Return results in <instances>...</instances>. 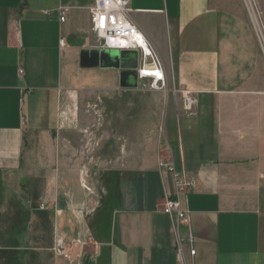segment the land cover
I'll return each instance as SVG.
<instances>
[{"label": "crops", "instance_id": "crops-1", "mask_svg": "<svg viewBox=\"0 0 264 264\" xmlns=\"http://www.w3.org/2000/svg\"><path fill=\"white\" fill-rule=\"evenodd\" d=\"M93 2L0 0V228L50 227L53 244L73 245L71 264H264V63L239 0H128L179 90L156 153L121 152L95 172L68 138L78 120L70 74L82 50H100ZM137 65L155 68L139 54ZM83 70L116 71L119 85V70ZM167 199L187 224L162 212Z\"/></svg>", "mask_w": 264, "mask_h": 264}, {"label": "rangeland", "instance_id": "rangeland-1", "mask_svg": "<svg viewBox=\"0 0 264 264\" xmlns=\"http://www.w3.org/2000/svg\"><path fill=\"white\" fill-rule=\"evenodd\" d=\"M237 6L252 30L264 63V0H239ZM96 46L99 49L98 40ZM70 76L76 82L78 120L77 132L68 138L81 157L90 156L85 163L92 172L99 168L101 160L108 161L109 169L116 167V158L122 153H132L142 161L158 151L167 96L179 90L172 82L171 70L164 84L140 79L134 90L119 88L116 71L83 70L78 62ZM40 226L33 223L24 229L1 227L0 264H71L66 252L73 245L61 240L53 244L51 228Z\"/></svg>", "mask_w": 264, "mask_h": 264}, {"label": "built area", "instance_id": "built-area-1", "mask_svg": "<svg viewBox=\"0 0 264 264\" xmlns=\"http://www.w3.org/2000/svg\"><path fill=\"white\" fill-rule=\"evenodd\" d=\"M66 10L60 9V21L64 20ZM91 31L96 36L99 42L100 50H116L135 51L139 54L142 61L151 60L155 68L159 69L161 75L157 79H152L154 84H164V74L159 66V62L152 50L147 45L142 34L136 29L129 19V3L128 0H94L93 4L88 8ZM139 40L143 42L144 46L150 50V56L147 57L143 51ZM64 42L61 40L60 45ZM143 69V68H142ZM142 69L138 71L139 78H142ZM22 74V71H19ZM143 79V78H142ZM184 107L190 110L194 104V99L185 98L183 100ZM176 187L180 188L177 175H174ZM162 212L170 217H173L176 226L179 224L188 223V213L182 210L179 200L167 199L162 205ZM181 240L180 242H182ZM187 244L190 247V255H194L192 248V237L188 236ZM179 242V243H180ZM60 243L58 244V248ZM59 252V249H58Z\"/></svg>", "mask_w": 264, "mask_h": 264}, {"label": "water", "instance_id": "water-1", "mask_svg": "<svg viewBox=\"0 0 264 264\" xmlns=\"http://www.w3.org/2000/svg\"><path fill=\"white\" fill-rule=\"evenodd\" d=\"M137 52L82 50L79 54V66L82 69L119 70V86L122 89H136L138 86Z\"/></svg>", "mask_w": 264, "mask_h": 264}, {"label": "bare ground", "instance_id": "bare-ground-1", "mask_svg": "<svg viewBox=\"0 0 264 264\" xmlns=\"http://www.w3.org/2000/svg\"><path fill=\"white\" fill-rule=\"evenodd\" d=\"M139 43L143 49V51L146 53L147 57L150 56V50L144 46L143 42L139 40ZM142 72L145 76L150 77L152 79H157L158 76L161 75V72L157 68H144L142 69ZM142 75V74H141ZM143 76V75H142ZM144 77V76H143Z\"/></svg>", "mask_w": 264, "mask_h": 264}]
</instances>
